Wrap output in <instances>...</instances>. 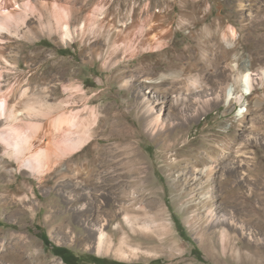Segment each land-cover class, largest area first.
<instances>
[{"label":"rangeland","instance_id":"374dc122","mask_svg":"<svg viewBox=\"0 0 264 264\" xmlns=\"http://www.w3.org/2000/svg\"><path fill=\"white\" fill-rule=\"evenodd\" d=\"M70 1L88 8L99 2ZM102 2L112 13L108 21H126L131 9L133 18L170 26L174 36L160 51H124L105 66L94 52L105 44L90 31L82 41L44 32L38 41L18 39L11 46L21 59L9 81L28 78L35 90L51 91L47 101L58 110L79 116L93 110L96 120L90 140L74 155L91 173V196L80 197L74 182L51 173L42 185L26 170L10 182L11 174H0V264H64L53 246L82 259L139 264H264V0H242L244 7L238 0ZM230 26L239 41L233 47L222 38ZM237 52L254 59V86L249 91L241 83L245 97L228 103L215 93L227 73L224 65H232ZM137 71L161 83L147 89L146 80H131ZM185 86L192 89L181 93L183 109L172 98ZM205 91L212 93L208 107L193 112L194 96ZM250 92L262 100L250 108L247 123L241 119ZM147 100L154 105L150 115L161 121L152 132L146 128ZM230 157L240 159V168L227 165ZM208 163L213 177L202 184L193 167ZM209 191L215 200L205 204ZM207 208L219 222L206 221ZM192 214L197 226L190 224ZM100 224L98 247L92 229Z\"/></svg>","mask_w":264,"mask_h":264},{"label":"bare ground","instance_id":"6f19581e","mask_svg":"<svg viewBox=\"0 0 264 264\" xmlns=\"http://www.w3.org/2000/svg\"><path fill=\"white\" fill-rule=\"evenodd\" d=\"M238 1L239 6H242V0ZM103 3L102 0H99L98 3L88 8L86 6H75L70 0H0V174H11L8 182L16 179L19 171L26 170L30 176L38 181L39 185H42L49 176L48 173H51L57 178L74 182V188L81 189L78 192L80 197L92 195L86 187L91 186V173L86 168V162L79 163L75 161L74 155L90 140V130L96 120L94 111L90 110L88 115L79 116V112L60 110L61 108L58 110L56 104H50L47 101L51 98V91L47 87L46 89L42 87V90H35L29 83L28 78H18L15 82H12L9 81V75L13 69L20 67L21 59L19 50H11V46L18 39L27 43L38 41L44 32H47L49 36L58 34L62 40L72 42L77 38L82 41L86 33L90 31L94 40L97 39L105 44L104 50L98 48L99 50L94 51L96 57H101L103 66L111 58L120 56V54L125 56L127 52L128 55L135 56L147 51H160L166 44L165 38L172 40L174 30L170 26L162 27L156 20L149 22L145 19L137 20L138 18L132 17L131 9L130 12L128 11L126 21H120L121 23L108 21L106 17L112 16V13L105 11V3ZM247 15L250 18L251 13ZM183 23L185 22L183 21L181 24ZM231 26L227 28L229 37L228 35L225 37V34H223L222 38L224 40L228 38V46L233 47L239 41L236 40L235 29ZM162 36L164 38H160ZM136 37L138 39L141 37L143 42L136 43L135 41H138ZM31 54H34V52H31ZM232 57L234 58L233 61L237 60L234 61V64L233 61H230L232 65H224L227 68V73L224 80H220V92L215 93L216 99H225L228 103L243 99L245 95L244 92H239L241 90L240 84H245L246 90L250 91L251 88L253 89L255 79H253L250 72L255 64L250 53L241 54L237 52ZM234 70L235 74H233ZM144 72L137 71L139 75H132L131 80L137 82L144 79L148 83L147 89L153 87L159 79L155 82V79L150 77L151 75L148 76ZM257 73L259 74V71ZM230 81L235 84L233 83L232 93L228 94L226 89ZM196 82L197 79L191 77L189 86L196 85ZM158 83H161V80ZM180 89L178 94L172 98V101L175 104L181 102V108L184 107L183 109H185L186 104L181 99V93L192 88L185 86ZM210 94L212 93L205 91L203 97L195 95L192 101L194 106L191 107V110L193 112H204L208 107ZM249 94L248 107L241 119V121L246 120L247 123H249L250 108L254 105H260L262 100L251 92ZM153 106L150 100H147L144 106V111L149 116L146 120V128L151 132L161 126L159 114L150 115ZM237 161L239 163H235L236 160L232 157L226 159L230 168L241 166L240 159ZM193 168L194 172L199 174L198 179L201 180L200 183L202 184L204 183L203 180L209 181L213 177L214 171L210 163L200 168L199 166ZM28 184L29 182H24V186H28ZM213 200L215 199L209 191L203 203L206 204L204 201ZM205 216L208 219L207 222H219V218L211 208L205 210ZM193 217L192 214L189 218L190 224L197 226L199 222L194 220ZM226 220L227 218L223 216L222 221ZM87 224L93 225L91 221H88ZM102 226L103 224H100L92 229L97 233L98 247L102 244L101 241L104 235ZM197 230V235L201 236V231Z\"/></svg>","mask_w":264,"mask_h":264},{"label":"trees","instance_id":"16d2710c","mask_svg":"<svg viewBox=\"0 0 264 264\" xmlns=\"http://www.w3.org/2000/svg\"><path fill=\"white\" fill-rule=\"evenodd\" d=\"M52 252L59 256L64 264H139V263H128L124 261L110 260L105 257L89 256L87 258H80L67 249L62 247H52Z\"/></svg>","mask_w":264,"mask_h":264}]
</instances>
